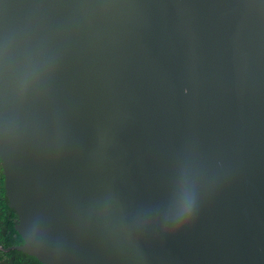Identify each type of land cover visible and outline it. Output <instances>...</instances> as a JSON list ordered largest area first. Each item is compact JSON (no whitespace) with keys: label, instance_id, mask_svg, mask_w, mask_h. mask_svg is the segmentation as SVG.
Instances as JSON below:
<instances>
[{"label":"water","instance_id":"water-1","mask_svg":"<svg viewBox=\"0 0 264 264\" xmlns=\"http://www.w3.org/2000/svg\"><path fill=\"white\" fill-rule=\"evenodd\" d=\"M0 160L43 264H264V0H0Z\"/></svg>","mask_w":264,"mask_h":264},{"label":"trees","instance_id":"trees-1","mask_svg":"<svg viewBox=\"0 0 264 264\" xmlns=\"http://www.w3.org/2000/svg\"><path fill=\"white\" fill-rule=\"evenodd\" d=\"M17 214L9 206L4 186V175L0 160V264H43L17 246L24 244L22 236L15 228Z\"/></svg>","mask_w":264,"mask_h":264}]
</instances>
